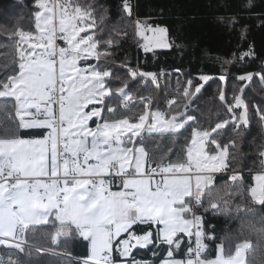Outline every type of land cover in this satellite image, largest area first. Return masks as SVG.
<instances>
[{
    "label": "snow or ice",
    "instance_id": "1",
    "mask_svg": "<svg viewBox=\"0 0 264 264\" xmlns=\"http://www.w3.org/2000/svg\"><path fill=\"white\" fill-rule=\"evenodd\" d=\"M122 8L130 18V0ZM107 14L89 0H35L33 24L0 43V264H26L34 252L62 264H149L133 255L149 247L162 249L159 264H264V213L248 206L264 209V145L250 185L236 155L250 124L246 87L256 76L264 86V72L240 75L231 99L221 87L228 118L202 125L191 105L211 77L177 79L163 104L140 93L141 81L158 91L161 73L127 62L114 71L113 33L127 31L109 29ZM134 34L146 55L177 47L166 27L136 20ZM252 107L264 124V107ZM210 212L240 224L214 253ZM74 239L85 243L79 257L67 247Z\"/></svg>",
    "mask_w": 264,
    "mask_h": 264
},
{
    "label": "trees",
    "instance_id": "2",
    "mask_svg": "<svg viewBox=\"0 0 264 264\" xmlns=\"http://www.w3.org/2000/svg\"><path fill=\"white\" fill-rule=\"evenodd\" d=\"M108 10V27L118 26L127 31V36H116V43L111 48V59L114 71L123 75L119 65L127 62L134 66L135 61L140 70L162 73V84L158 91H153L151 83L141 81L138 91L144 95L152 92L159 96L163 104V93L175 92L177 79L181 83L192 79L194 84L201 74L211 77L203 83L199 99L192 105L202 125L216 121L227 113L220 108L217 93L221 87L227 90L228 98L232 97V90L240 86L238 77L245 73L264 72V0H130L131 17H126L122 0H89ZM35 0H0V43H11L6 37V30L16 27L29 28L33 24L32 11ZM134 17L151 24L168 29L169 38L177 47L165 50H155V55H147L139 48L134 34ZM107 38V34H105ZM252 50L253 55L246 59H239V55ZM4 49H0L3 52ZM224 61H229L224 63ZM5 57L0 56V65ZM179 69V71H176ZM227 77L226 81L219 79L220 75ZM134 88L136 84L132 85ZM245 99L250 106V124L243 129L241 138L237 141L236 152L239 160L238 167L243 170L245 185L253 183L252 175L259 169V147L264 145V124H261L252 106L264 107V86L259 77L248 84ZM3 119V114H0ZM39 131V130H37ZM231 135V129H226ZM46 133V132H45ZM251 170V171H250ZM223 183V181H218ZM232 203V215L236 214L235 204ZM248 206L255 210L257 217L264 213L261 206L248 201ZM200 211H203L201 209ZM209 228H214L215 242L208 241L209 251L214 253L216 243L224 237H235L240 230L238 219H232L227 214L210 212L205 215ZM255 248L258 243L256 236L251 237ZM68 249L72 256L79 257L86 251L85 243L79 239L70 240ZM162 249L138 248L133 250L137 260H148L149 264L159 263ZM156 253V255H153ZM177 258H182L178 252ZM26 264H62L58 256L48 253H33L24 257Z\"/></svg>",
    "mask_w": 264,
    "mask_h": 264
},
{
    "label": "built area",
    "instance_id": "3",
    "mask_svg": "<svg viewBox=\"0 0 264 264\" xmlns=\"http://www.w3.org/2000/svg\"><path fill=\"white\" fill-rule=\"evenodd\" d=\"M134 22L136 21V20H139L137 17H134ZM57 43L58 44H60V40H58L57 41ZM132 67H138V65H137V61H135V64H134V66H132ZM139 68V67H138ZM163 73V72H162ZM161 73V74H162ZM162 84V79H161V77H160V85ZM47 133H45V135H46ZM113 190H115V189H113ZM4 253V250H3V248L2 247H0V254H3ZM48 254H50V253H48ZM52 255V254H51ZM54 256H56V255H54ZM72 257H75V256H72Z\"/></svg>",
    "mask_w": 264,
    "mask_h": 264
},
{
    "label": "crops",
    "instance_id": "4",
    "mask_svg": "<svg viewBox=\"0 0 264 264\" xmlns=\"http://www.w3.org/2000/svg\"><path fill=\"white\" fill-rule=\"evenodd\" d=\"M60 45L61 46H63V41H60ZM91 123V122H90ZM93 127H94V125H92ZM136 249H138V248H136ZM143 249V248H142ZM134 250V249H133ZM118 255V254H117ZM141 261H148V260H141ZM149 262V261H148ZM157 264H159V263H157Z\"/></svg>",
    "mask_w": 264,
    "mask_h": 264
},
{
    "label": "rangeland",
    "instance_id": "5",
    "mask_svg": "<svg viewBox=\"0 0 264 264\" xmlns=\"http://www.w3.org/2000/svg\"><path fill=\"white\" fill-rule=\"evenodd\" d=\"M149 24V23H148ZM151 25V24H150ZM120 36H122V35H120ZM156 50H165V49H156ZM254 174V173H253Z\"/></svg>",
    "mask_w": 264,
    "mask_h": 264
},
{
    "label": "water",
    "instance_id": "6",
    "mask_svg": "<svg viewBox=\"0 0 264 264\" xmlns=\"http://www.w3.org/2000/svg\"><path fill=\"white\" fill-rule=\"evenodd\" d=\"M220 77V76H219Z\"/></svg>",
    "mask_w": 264,
    "mask_h": 264
}]
</instances>
